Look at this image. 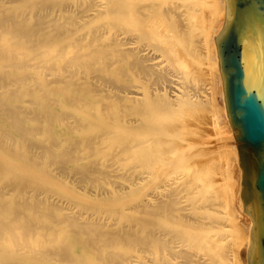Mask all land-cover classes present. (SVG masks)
I'll return each instance as SVG.
<instances>
[{"label": "bare ground", "instance_id": "6f19581e", "mask_svg": "<svg viewBox=\"0 0 264 264\" xmlns=\"http://www.w3.org/2000/svg\"><path fill=\"white\" fill-rule=\"evenodd\" d=\"M225 7L0 0V264H248Z\"/></svg>", "mask_w": 264, "mask_h": 264}, {"label": "water", "instance_id": "95a60500", "mask_svg": "<svg viewBox=\"0 0 264 264\" xmlns=\"http://www.w3.org/2000/svg\"><path fill=\"white\" fill-rule=\"evenodd\" d=\"M225 5L215 42L242 168L241 207L253 221L248 264H264V0Z\"/></svg>", "mask_w": 264, "mask_h": 264}, {"label": "rangeland", "instance_id": "374dc122", "mask_svg": "<svg viewBox=\"0 0 264 264\" xmlns=\"http://www.w3.org/2000/svg\"><path fill=\"white\" fill-rule=\"evenodd\" d=\"M215 101L216 103L219 105L220 109L222 106V99H221V93L218 90V86L216 87V91H215ZM222 120L224 121V117L222 116Z\"/></svg>", "mask_w": 264, "mask_h": 264}]
</instances>
